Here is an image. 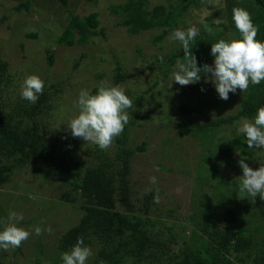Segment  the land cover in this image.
Returning <instances> with one entry per match:
<instances>
[{
	"label": "rangeland",
	"instance_id": "obj_1",
	"mask_svg": "<svg viewBox=\"0 0 264 264\" xmlns=\"http://www.w3.org/2000/svg\"><path fill=\"white\" fill-rule=\"evenodd\" d=\"M24 1L0 0V57L10 64L11 101L14 102L19 95L18 90H21L26 75H38L44 81V88L55 82L61 92L51 100L53 107L46 123L50 131L57 129L53 139L55 145L61 146L73 138L67 123L78 113L75 102L79 92L82 89L94 92L101 82L120 85L133 102L132 108L126 111L129 121L135 120L129 132L130 145L136 149L131 172L134 195L142 199L144 194L153 192L154 196L158 194L160 197V202H154L148 214L142 213L154 231L151 235L156 245L165 242L172 249L171 253L176 254L184 250V240L191 235L192 227L188 216L202 206L201 197L210 198L211 211L221 213L220 225H223L226 222L223 212L230 202L221 205L217 201L220 197L216 187L217 174L224 172L239 179L242 175L239 160L245 159L250 167L258 168L260 162L264 163V148H253L252 151L248 148V155L246 151H237L233 157L239 160L232 164L219 158L217 144L234 136H244L238 131L242 118L234 125H225L213 132L210 153L195 136H181L178 132L180 122L187 121L191 125L207 118L236 113L243 93L237 89L223 100L215 85L206 78L196 89L192 88L193 83L181 86L172 81L176 61L168 65L160 57L168 58L180 47L179 41L170 39L175 29L196 27L201 30L202 22L209 17L214 18L213 23L217 18L225 22L229 0H204L202 7L190 9L181 23L173 30L168 29L164 39L158 41L154 37L163 32L161 29L134 35L120 25L111 6L126 0H67L66 4L60 0H32L28 9L17 11L15 6ZM170 2L176 4L180 0H150V7ZM92 12L99 14L104 35L96 36L84 46L59 43L71 14L86 16ZM228 19H231L229 15ZM226 34L237 36L235 31H226ZM49 49L53 52H47ZM49 54L54 58L52 64ZM213 61L214 58L210 65ZM118 65L127 71V79L116 84L114 75ZM169 69L171 72L166 75L165 71ZM138 96L142 98L140 106L136 102ZM182 104L195 107L196 112L182 114ZM48 136L52 138L49 132ZM142 143H145V150L138 151L137 147ZM115 146L113 141L107 150L112 152ZM98 148L78 138L70 157L85 166L96 162L92 149ZM156 167L159 171L155 170ZM153 176L156 183L150 182L149 178ZM73 182L67 174H53L48 179L41 171L34 170L32 163L18 169L11 180L0 187V220H6L12 211L22 213L24 218L17 224L31 233L20 247L7 251L0 249V264L62 261L60 238L80 221L84 213L79 194L74 202L61 197L66 191L75 193ZM37 226L42 229L40 235L35 234ZM2 227L0 225V230ZM49 227L51 232L47 231ZM175 237L178 242L171 243L170 239ZM90 249L92 255L86 264L91 263L97 252L95 247ZM125 264H134L133 259L127 258Z\"/></svg>",
	"mask_w": 264,
	"mask_h": 264
},
{
	"label": "trees",
	"instance_id": "obj_2",
	"mask_svg": "<svg viewBox=\"0 0 264 264\" xmlns=\"http://www.w3.org/2000/svg\"><path fill=\"white\" fill-rule=\"evenodd\" d=\"M31 1L20 2L15 9H28ZM60 1L67 3V0ZM203 4L204 0H180L176 4L158 3L150 7V0H126L112 5L111 12L131 34L163 30L154 37L158 41L164 39L168 29H175L190 9L202 7ZM227 4L225 22L216 25L212 22L213 17L207 18L202 22L195 40L190 42L199 67L211 64L214 58L211 55V44L221 38L227 39L229 35L226 31H235L239 35L232 19L234 6L242 7L251 14L254 24L258 26L256 39L264 41V0H229ZM228 15L231 19H228ZM205 25L212 31H207ZM104 34L105 29L101 27L97 12L86 16L71 14L59 37V43L84 46L96 36ZM50 51L53 52L47 50ZM52 54H49L50 64L54 61ZM183 59L184 50L180 44L168 58L163 57V62L171 65ZM9 67V62L0 57V187L8 183L18 169L32 163L34 170L41 171L48 179L53 174H67L74 180L75 193L66 191L61 197L74 202L78 200L76 194H79L84 213L80 221L60 238L61 251H69L78 237H82L85 246L95 247L97 251L90 264H125L129 257L134 264H264V200L259 195L253 199L246 193H240V180L237 177L224 172L217 174L216 187L220 195L217 201L221 205L225 201L230 202L223 212L226 222L220 225L221 213L211 211L213 209L209 197H201L202 206L188 216L192 227L191 235L184 240L186 247L181 253H171L172 249L165 242L160 241L161 245H156L151 235L154 231L148 226L149 220L142 215L150 212L154 193H146L142 199L134 195L131 172L136 149L130 145L129 132L135 120L129 121L123 132L114 139L116 146L112 152L92 149L96 162L82 166L70 157L78 138L73 137L61 146L55 145L53 137L57 129L50 131L47 127L46 121L53 107L51 100L61 89L55 82L51 83L44 88L43 94L39 95L34 104L23 99L18 90L19 95L12 102L9 98L12 87ZM170 72V69L165 71L166 75ZM204 78L202 72L201 79L193 83L192 88L196 89ZM126 79L127 71L118 65L114 75L115 83ZM96 91L95 88L92 93ZM141 101L142 98L138 96V106ZM261 106H264V81L258 85L250 84L242 94L240 108L236 113L207 118L204 122H193L191 125L183 121L178 123V132L181 136H195L210 153L214 131L225 125H234L241 118L254 119ZM180 112L189 115L195 113L196 108L182 104ZM217 146L219 158L227 164L239 160L233 157L235 152L246 151L248 155L253 150L247 146L243 135L222 141ZM137 150L144 151L145 143L140 144ZM170 242L177 243L178 239L171 238ZM50 264H63V261L56 260Z\"/></svg>",
	"mask_w": 264,
	"mask_h": 264
},
{
	"label": "clouds",
	"instance_id": "obj_3",
	"mask_svg": "<svg viewBox=\"0 0 264 264\" xmlns=\"http://www.w3.org/2000/svg\"><path fill=\"white\" fill-rule=\"evenodd\" d=\"M232 19L239 35H229L227 39L221 38L211 44V55L214 57L212 65H197V59L192 54L190 42L199 34V29L189 27L187 30L175 29L170 35L173 41H179L184 50L183 61L177 60L172 74V81L181 86L196 83L201 79V73L215 85L219 97L223 100L229 98V93L237 89L241 93L248 90L250 84L258 85L264 81V41L256 39L258 26L251 18V14L244 8L234 6ZM224 21L217 18L214 23L222 24ZM207 31L212 29L205 25ZM163 61V56L160 57ZM211 74L208 77V74ZM44 81L36 74L26 75L21 85L20 95L31 103H36L39 95L43 94ZM203 90V89H202ZM78 113L67 123L71 135L81 138L85 142L97 145L102 150L111 147L114 139L124 130L129 122L127 109L132 108V100L125 94L120 85L101 82L95 94L88 89H82L75 102ZM238 131L244 134L249 148H264V106L257 109L254 119L242 118ZM242 175L239 176L240 193H246L253 199L259 195L264 200V163L260 162L258 168H252L245 159L239 160ZM159 171V168H155ZM150 182L156 183V178L150 177ZM158 193V189H157ZM155 203L160 202L159 195L153 197ZM23 214L9 212L6 220H0V249L18 248L31 235L30 231L18 226L17 222L23 220ZM51 232V228L47 229ZM42 229L37 226L35 234L40 235ZM92 255L90 247L85 246L82 237L69 251L61 254L63 264H86Z\"/></svg>",
	"mask_w": 264,
	"mask_h": 264
}]
</instances>
